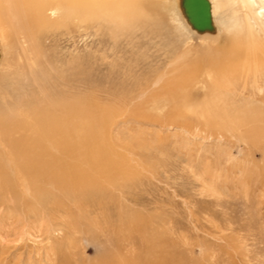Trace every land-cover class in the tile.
<instances>
[{
	"label": "rangeland",
	"instance_id": "rangeland-1",
	"mask_svg": "<svg viewBox=\"0 0 264 264\" xmlns=\"http://www.w3.org/2000/svg\"><path fill=\"white\" fill-rule=\"evenodd\" d=\"M132 1L138 16L117 31L112 12L86 0L78 32L63 44L83 61L77 82L49 86L79 97L84 137L50 153L70 187L33 191L45 205L25 194L4 202L1 210L24 223L13 234L0 226V264H264V122L243 119L258 83L264 94V53L257 48L256 67L243 70L245 56L220 70L224 58L212 53L244 11L213 0L217 36L202 35L178 0ZM9 37H0L8 48L1 111L32 86L20 64L25 45ZM38 45L43 61L60 53L52 41Z\"/></svg>",
	"mask_w": 264,
	"mask_h": 264
},
{
	"label": "bare ground",
	"instance_id": "bare-ground-1",
	"mask_svg": "<svg viewBox=\"0 0 264 264\" xmlns=\"http://www.w3.org/2000/svg\"><path fill=\"white\" fill-rule=\"evenodd\" d=\"M93 1H98L96 9L99 14L102 15L107 10L112 12L109 16L115 20L117 31L138 16L131 0ZM208 1L212 21H214V12L219 8L218 3L215 4L213 0ZM229 2L235 3L239 11H244V14L236 26L233 24L235 28H230L229 36L222 37L219 34L217 36V29L213 22L215 27L213 34L217 37L213 43L212 53L218 58H224L223 63L218 64L219 69L222 67L226 69L230 66L234 68L237 59L244 56L246 59L244 57L241 69L250 67L251 64L256 67L258 59L253 58L255 51L258 48L264 53L258 44L257 37L259 32L264 34V0H228V4ZM103 5L107 9L103 8ZM107 5H111V9ZM178 7L186 24L195 32L181 11L180 0H178ZM86 10H89L86 0H0V37L10 36L15 40H21V43L25 45V48L21 49L22 62L20 64L22 71H27L31 75L30 83L32 84L26 93H17L12 100H5L3 102L5 110H0V207L7 206L4 202L16 198L19 194H25L24 199L34 197L40 204L43 202L45 205L46 200L33 191L38 189L42 192L40 187L49 184L50 187L57 186L66 193L70 187L67 182H70L72 178L66 175L63 161L58 160V157L53 158L50 153L52 154L54 146L56 148L59 146L58 143L72 140L78 142L80 137H84L80 135L81 108L75 104L79 97L75 96L76 99L73 100L72 97L65 96L67 94L62 95L51 91L49 86L52 80L56 79L69 83L78 81L77 76L83 70V61L75 54L66 56L68 53L64 52L66 49L63 50V44L68 42L69 34L79 28L82 14L85 16ZM207 34L209 33L202 35ZM45 40L52 41L55 46L59 47L60 53L58 56L47 57V60L43 61L40 59L42 56L38 43ZM237 44L240 48L234 49ZM241 45L246 47L244 53ZM7 51L8 48L0 39V69L4 58H7L5 56ZM11 53L14 55V52ZM256 80L257 77L254 78V82ZM33 85L36 87L32 88ZM258 86L259 83L256 91L249 93V97L257 104L245 106V112H251L252 115H244L243 119L263 123L264 94H259L261 89ZM20 106L24 109L18 110ZM20 190L23 193H19ZM13 210L3 212L0 208V226L3 227L4 222H7L6 226L9 229L6 232L10 234L15 233L18 225L22 224L20 222H23L13 214ZM33 213L35 216V210ZM24 217L27 215L25 214ZM27 228L34 230L36 225L33 223ZM2 243H0L2 250L0 254L5 253L7 248Z\"/></svg>",
	"mask_w": 264,
	"mask_h": 264
},
{
	"label": "water",
	"instance_id": "water-1",
	"mask_svg": "<svg viewBox=\"0 0 264 264\" xmlns=\"http://www.w3.org/2000/svg\"><path fill=\"white\" fill-rule=\"evenodd\" d=\"M180 8L186 21L197 34L215 32L208 0H180Z\"/></svg>",
	"mask_w": 264,
	"mask_h": 264
}]
</instances>
